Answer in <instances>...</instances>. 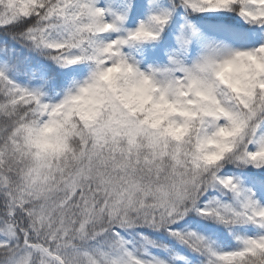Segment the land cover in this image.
I'll use <instances>...</instances> for the list:
<instances>
[{"label": "snow or ice", "instance_id": "snow-or-ice-1", "mask_svg": "<svg viewBox=\"0 0 264 264\" xmlns=\"http://www.w3.org/2000/svg\"><path fill=\"white\" fill-rule=\"evenodd\" d=\"M0 264H264V0H0Z\"/></svg>", "mask_w": 264, "mask_h": 264}]
</instances>
